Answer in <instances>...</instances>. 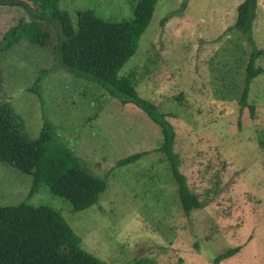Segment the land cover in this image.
Segmentation results:
<instances>
[{"label":"rangeland","instance_id":"obj_1","mask_svg":"<svg viewBox=\"0 0 264 264\" xmlns=\"http://www.w3.org/2000/svg\"><path fill=\"white\" fill-rule=\"evenodd\" d=\"M19 1L40 11L33 0ZM141 1L58 0L57 25L76 33L78 13L89 12L84 40L103 52L97 68L107 76L132 74L139 94L171 115L180 170L205 207L185 216L162 153L116 168L128 155L159 148L161 128L134 105L123 106L98 85L62 71L42 85L46 114L56 127L53 148L67 150L89 174L107 177L108 187L98 204L82 212L46 186L30 203L60 211L83 248L106 264L146 257L156 264H212L237 246L242 251L221 264H264V72L250 86L248 101L256 108L251 118L249 108L240 111V100L252 49L243 34L228 31L245 0H191L164 26L161 20L184 0H157L134 56L127 58L120 39ZM31 21L21 4H0V103H10L36 139L44 126L42 106L28 89L54 60L51 48L22 40ZM254 35L263 50L257 65L264 69V1ZM32 185L30 175L0 163V206L19 205Z\"/></svg>","mask_w":264,"mask_h":264},{"label":"trees","instance_id":"obj_2","mask_svg":"<svg viewBox=\"0 0 264 264\" xmlns=\"http://www.w3.org/2000/svg\"><path fill=\"white\" fill-rule=\"evenodd\" d=\"M33 1L37 7L39 4L40 11L19 0H0L1 5H22L32 19L22 28V40L40 48H51L54 60L50 68L39 72L34 85L28 89V92L38 96L42 106L44 126L38 138L32 139L28 135L23 119L10 103H0V163L30 175L33 180L25 201L16 206H0V264H106L83 248L82 238L60 211L48 205L34 206L30 203L40 188L46 186L53 195L71 203L74 212H82L98 204L108 187L107 177L98 178L89 174L67 150L58 153L53 148L56 127L46 114L42 86L52 72H66L98 85L123 106L131 104L143 111L161 128L163 143L159 148L128 155L117 161L116 168L135 164L152 153H162L177 184L185 216L190 217L193 211L201 210L205 205L191 192L187 177L180 170L181 158L175 152L177 133L169 121L171 115L161 112L155 103L139 94L132 74L120 78L107 76L97 68L96 65L103 59V52L99 46L84 40L91 20L89 12H79L81 30L67 34L57 25L58 0ZM190 1L184 0L177 10L168 13L161 20V25L182 16ZM262 1L245 0L241 3L235 24L228 28L229 32L237 30L243 34L252 49L240 100V111L249 108L251 118H255L256 108L248 101L250 86L264 72L257 65L263 50L259 48L254 35L258 6ZM156 4L157 0H142L134 20L125 24L127 34L120 39V43L127 58L134 56L136 42L148 28ZM99 23L105 25L102 20ZM242 249V246L228 248L217 254L212 264H221L238 255ZM133 264L156 263L146 257L136 259Z\"/></svg>","mask_w":264,"mask_h":264},{"label":"bare ground","instance_id":"obj_3","mask_svg":"<svg viewBox=\"0 0 264 264\" xmlns=\"http://www.w3.org/2000/svg\"><path fill=\"white\" fill-rule=\"evenodd\" d=\"M133 61V60H132ZM129 65V64H128Z\"/></svg>","mask_w":264,"mask_h":264}]
</instances>
